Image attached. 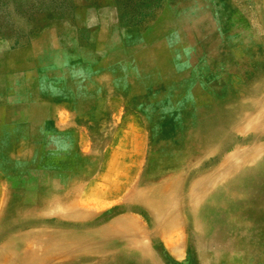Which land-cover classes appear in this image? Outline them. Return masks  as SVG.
Instances as JSON below:
<instances>
[{
    "label": "rangeland",
    "instance_id": "374dc122",
    "mask_svg": "<svg viewBox=\"0 0 264 264\" xmlns=\"http://www.w3.org/2000/svg\"><path fill=\"white\" fill-rule=\"evenodd\" d=\"M28 250L264 264V0H0V264Z\"/></svg>",
    "mask_w": 264,
    "mask_h": 264
},
{
    "label": "bare ground",
    "instance_id": "6f19581e",
    "mask_svg": "<svg viewBox=\"0 0 264 264\" xmlns=\"http://www.w3.org/2000/svg\"><path fill=\"white\" fill-rule=\"evenodd\" d=\"M226 1V0H225ZM185 5V4H184ZM183 6V5H182ZM225 9V8H224ZM226 13V12H225ZM178 16V15H177ZM179 18V17H178ZM234 18V17H233ZM174 19V18H173ZM176 19V18H175ZM232 20H234V19H232ZM181 21V20H180ZM180 24V23H179ZM191 24V23H190ZM189 24V25H190ZM227 24V23H226ZM175 26V25H174ZM179 26V25H178ZM200 28V27H199ZM169 32H171V31H169ZM204 32V31H203ZM209 33V32H208ZM211 33V32H210ZM205 34V33H204ZM165 36V35H164ZM162 37V36H161ZM212 37V36H211ZM214 37V36H213ZM168 38V37H167ZM172 38V37H171ZM191 38V37H190ZM205 38V37H204ZM161 39V38H160ZM195 39V38H194ZM216 39V38H215ZM204 40V39H203ZM158 42H160V41H158ZM215 42V41H214ZM205 43H207V42H205ZM168 45V44H167ZM199 46V45H198ZM202 46H205V45H202ZM189 47V46H188ZM201 47V46H200ZM193 49V48H192ZM189 50H190V48H189ZM201 50H202V48H201ZM195 51V50H194ZM197 51V50H196ZM199 51V50H198ZM215 52V51H214ZM193 53V52H192ZM219 53V52H218ZM195 54V53H194ZM176 55V54H175ZM226 55V54H225ZM174 57V56H173ZM182 57V56H181ZM196 57V56H195ZM226 57V56H225ZM184 58H185V56H184ZM191 58V57H190ZM194 58V57H193ZM203 59V58H202ZM214 59V58H213ZM109 60H111V58L109 59ZM180 60V59H179ZM183 60V59H182ZM194 60V59H193ZM225 60V59H224ZM225 62V61H224ZM107 63V62H106ZM225 64V63H224ZM149 65V64H148ZM193 65H195L194 63H193ZM202 65V64H201ZM228 65V64H227ZM119 66V65H118ZM133 66V65H132ZM239 66V65H238ZM105 67H107L106 65H105ZM147 67V66H146ZM139 68V67H138ZM107 69H110V68H108L107 67ZM116 69H118V67H116ZM110 71V70H109ZM172 71V70H171ZM106 73V72H105ZM116 74H117V72H115ZM158 73V72H157ZM107 74V73H106ZM156 74V73H155ZM202 74V73H201ZM211 74V73H210ZM141 75V74H140ZM204 75V74H203ZM220 75V74H219ZM167 76V75H166ZM111 77H114V76H111ZM116 77V76H115ZM118 77V76H117ZM174 77H176V76H174ZM185 77V76H184ZM105 78V77H104ZM227 78V77H226ZM183 79V78H182ZM196 79V78H195ZM153 80V79H152ZM164 80V79H163ZM137 81L139 82V80L137 79ZM205 81V80H204ZM96 82V81H95ZM176 82V81H175ZM198 82V81H197ZM128 83V82H127ZM142 83V82H141ZM147 83V82H146ZM129 84V83H128ZM171 84V83H170ZM197 84V83H196ZM138 85V84H137ZM162 85V84H161ZM99 86V85H98ZM145 86V85H144ZM182 87V86H181ZM95 88V87H94ZM101 88H103V87H101ZM120 88V87H119ZM149 88H151V87H149ZM185 88V87H184ZM132 89V88H131ZM79 92V91H78ZM197 92V91H196ZM89 94V93H88ZM93 94V93H92ZM194 94V93H193ZM192 94V95H193ZM196 94V93H195ZM197 94H198V92H197ZM156 95V94H155ZM166 95V94H165ZM201 95V94H200ZM136 96V95H135ZM134 97V96H133ZM183 97V96H182ZM84 98V97H83ZM135 98V97H134ZM141 98V97H140ZM168 98V97H167ZM133 101V100H132ZM138 101V100H137ZM143 104V103H142ZM145 104V103H144ZM152 104V103H151ZM90 107V106H89ZM92 107V106H91ZM9 112V111H8ZM5 117V116H4ZM185 117V116H184ZM22 118V117H21ZM6 119V118H5ZM4 119V120H5ZM176 119H178V118H176ZM50 122V121H49ZM7 124V123H6ZM3 126V125H2ZM48 129V128H47ZM46 129V130H47ZM45 130V131H46ZM49 131V130H48ZM38 132V131H37ZM50 132V131H49ZM67 132V131H66ZM10 133H12V132H10ZM45 133V132H44ZM63 133H65V132H63ZM47 134V133H46ZM48 134H50V133H48ZM66 135V134H65ZM36 138V137H35ZM23 139V138H22ZM46 139V138H45ZM44 139V140H45ZM5 140V139H4ZM10 142H12V141H10ZM55 143V142H54ZM44 144V143H43ZM42 144V145H43ZM41 145V146H42ZM14 148V147H13ZM4 149V148H3ZM34 150V149H33ZM42 151V150H41ZM26 152V151H25ZM24 152V153H25ZM59 152V151H58ZM60 153V152H59ZM42 154H43V152H42ZM40 155V154H39ZM41 156V155H40ZM59 156H61V155H59ZM33 157V156H32ZM29 158V157H28ZM68 158V157H67ZM71 158V157H70ZM69 158V159H70ZM47 159V158H46ZM15 160H17V159H15ZM40 161V160H39ZM67 161V160H66ZM87 161V160H86ZM46 162V161H45ZM65 162V161H64ZM13 163H14V161H13ZM3 164V163H2ZM59 164V163H58ZM66 164V163H65ZM37 165H38V163H37ZM71 165V164H70ZM47 167V166H46ZM61 167H62V165H61ZM72 167V166H71ZM83 167V166H82ZM72 169V168H71ZM39 170V169H38ZM46 170V169H45ZM86 170V169H85ZM74 178V177H73ZM11 181V180H10ZM25 183V182H24ZM67 190V189H66ZM28 191H29V189H28ZM11 193V192H10ZM47 193V192H46ZM18 195V194H17ZM25 195V194H24ZM24 198V197H23ZM37 198V197H36ZM35 198V199H36ZM66 199H67V197H66ZM77 199V198H76ZM26 200V199H25ZM56 200V199H55ZM143 200V199H142ZM141 200V202H143V204H145V205H148V204H150V202L149 201H142ZM31 202V201H30ZM34 202V201H33ZM81 203V202H80ZM11 204V203H10ZM69 204V203H68ZM30 205V204H29ZM59 206V205H58ZM23 207H24V205H23ZM17 209V208H16ZM19 209H21L20 207H19ZM62 209V208H61ZM64 209V208H63ZM62 209V210H63ZM24 210V209H23ZM153 210V209H152ZM21 211V210H20ZM12 212V211H11ZM15 212V211H14ZM88 213V212H87ZM10 214V213H9ZM15 214V213H14ZM67 214V213H66ZM69 214V213H68ZM72 214V213H71ZM12 215V214H11ZM83 215V214H82ZM88 215V214H87ZM13 217V216H12ZM65 217V216H64ZM73 217V216H72ZM79 217V216H78ZM85 217V216H84ZM63 218V217H62ZM12 219V218H11ZM26 220V219H25ZM63 220V219H62ZM67 221H69V220H67ZM71 221V220H70ZM78 221V220H77ZM88 221V220H87ZM81 222V221H80ZM196 222V221H195ZM172 225H173V223H172ZM205 225L204 224H196V230H197V236H196V241H197V243H198V245L199 246H204L205 244H206V241L208 240V238L211 236V235H208V233H207V228H206V226L204 227ZM260 227V226H259ZM258 227V228H259ZM263 227V226H262ZM74 229V228H73ZM233 230V229H232ZM242 234H243V232H242ZM250 234V233H249ZM71 236H72V234H71ZM227 236V235H226ZM233 236H234V234H233ZM240 238H241V236H240ZM210 239V238H209ZM230 240L227 242V244L225 245V246H227V247H229V248H235L236 247V241H235V239L233 238V237H231L230 236V238H229ZM212 241V240H211ZM220 241V240H219ZM221 241H224V240H221ZM65 242V241H64ZM260 242V241H259ZM261 245V244H260ZM224 246V245H223ZM63 247L65 248L66 247V244H64L63 245ZM260 247V246H259ZM62 248V247H61ZM60 248V249H61ZM133 248V247H132ZM140 249V248H139ZM137 250V249H136ZM223 250V249H222ZM133 251V250H132ZM217 251V250H216ZM264 251V250H263ZM62 252V251H61ZM144 252V251H143ZM221 252V251H220ZM34 254V252L32 251V250H28V251H26L25 253H24V255H25V257H18L17 255H15V256H13V258L11 259V263L12 264H25V261L30 257V256H33V254ZM207 254V253H206ZM142 256H143V254H141ZM214 255V254H213ZM209 256H210V254H209ZM264 256V255H263ZM140 257V256H139ZM222 257V256H221ZM85 259H86V257H84ZM204 255L203 254H200V259L202 260V261H204ZM53 259V258H52ZM51 260V257L47 254V253H43V255L41 256V259H40V264H45L46 262H49ZM215 260V259H214ZM126 261V260H125ZM263 261V260H262ZM133 262V261H132ZM141 263V262H140ZM139 263V264H140ZM222 263V262H221ZM206 264V263H205ZM215 264V263H214Z\"/></svg>",
    "mask_w": 264,
    "mask_h": 264
}]
</instances>
